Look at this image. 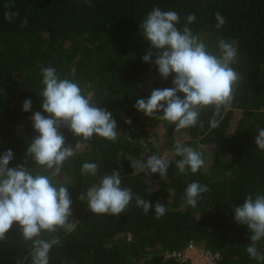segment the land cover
I'll return each instance as SVG.
<instances>
[{
    "label": "trees",
    "instance_id": "obj_1",
    "mask_svg": "<svg viewBox=\"0 0 264 264\" xmlns=\"http://www.w3.org/2000/svg\"><path fill=\"white\" fill-rule=\"evenodd\" d=\"M154 7L176 11L181 29L186 17L195 14L188 27L213 54L219 55V40L236 42L230 66L240 79L233 99L219 108H200L197 125L180 131L134 108L153 89L173 86L172 76L163 80L155 64L142 59L150 45L139 24ZM8 11L17 14L11 22L5 19ZM217 12L225 19L220 28ZM45 67L78 83L94 106L113 114L118 127L115 140L95 134L84 140L61 129L66 144L84 146L51 177L54 185L69 190L73 227L42 231L37 237L57 241L49 264H189L166 254L190 243L218 255L217 264H262L246 252L251 233L235 222L232 210L249 195H264V150L254 143L264 129V0H91V6L87 0H0V154L10 148L14 159L9 167L24 163L33 175L51 176L54 168L26 156L37 135L31 117L42 112ZM26 99L32 101L27 113L22 110ZM126 118L131 125L124 123ZM176 143L198 151L203 167L181 172ZM152 155L169 162L166 175L148 177L149 170L134 166ZM84 163L97 164V174L83 173ZM113 170L121 172V186L131 188L133 199L119 217L94 214L87 192ZM193 182L209 189L195 207L185 202ZM136 197L162 203L165 214L157 216L154 209L145 213ZM33 246L34 240H26L14 224L0 239V264H33ZM257 249L264 255V239Z\"/></svg>",
    "mask_w": 264,
    "mask_h": 264
},
{
    "label": "clouds",
    "instance_id": "obj_2",
    "mask_svg": "<svg viewBox=\"0 0 264 264\" xmlns=\"http://www.w3.org/2000/svg\"><path fill=\"white\" fill-rule=\"evenodd\" d=\"M87 2L91 6V0ZM14 15L17 14L8 11L5 19L11 22ZM195 19V14H189L181 29L178 28L180 16L176 11L154 7L139 24L143 39L150 45L142 58L143 62L154 63L163 80L172 76L173 86L153 89L147 99L138 98L134 108L145 116L174 124L175 131L196 126L202 107L228 105L233 99V88L240 79L230 66L237 56L236 42L219 40V55L213 54L188 27ZM215 19L217 28L225 23L219 12ZM41 74L44 86L41 93L42 112L37 111L31 117L37 135L28 145L26 156L31 155L37 164L48 169L54 168V171L51 176L33 175L24 163L9 167L14 159L10 148L0 154V239L5 238L14 224L18 225L26 240H34L33 264H49V252L57 243L56 240L49 242L38 239L42 231L55 232L58 227H73L69 223L73 203L69 190L54 185L51 177L59 174L63 162L84 145L77 143L73 147L66 144L61 129L84 140L94 134L106 140H115L118 135L113 114L106 108L94 106L82 94L78 83L67 78L61 79L53 67L42 68ZM31 109L32 101L26 99L22 110L27 113ZM124 123L131 125V118H126ZM254 143L257 148L264 150V129L259 130ZM175 155L182 158L176 163L181 172L188 168L196 173L204 165L201 154L182 143H176ZM134 166L164 176L169 162L152 155L146 161H134ZM97 170L95 163L82 165L83 173L95 176ZM121 185L120 171L113 170L104 175L99 185L87 192L88 209L94 214L119 217L133 199L131 188ZM207 191L208 187L198 182L189 184L185 193L186 204L195 207L201 194ZM79 199H83V195ZM136 204L145 213L154 209L157 216H162L166 212L160 202L153 205L136 197ZM232 212L235 222L246 226L251 233V243L246 246V252L250 258L264 264V255L257 249V242L264 239V195L258 194L255 198L249 195Z\"/></svg>",
    "mask_w": 264,
    "mask_h": 264
},
{
    "label": "built area",
    "instance_id": "obj_3",
    "mask_svg": "<svg viewBox=\"0 0 264 264\" xmlns=\"http://www.w3.org/2000/svg\"><path fill=\"white\" fill-rule=\"evenodd\" d=\"M166 257H172L178 262L189 264H195L196 262L199 264H217L219 259L218 255H208L204 249L193 243H190L185 249L181 251H175L166 254Z\"/></svg>",
    "mask_w": 264,
    "mask_h": 264
},
{
    "label": "rangeland",
    "instance_id": "obj_4",
    "mask_svg": "<svg viewBox=\"0 0 264 264\" xmlns=\"http://www.w3.org/2000/svg\"><path fill=\"white\" fill-rule=\"evenodd\" d=\"M146 174H147L148 177H150L153 173H151L150 171H148ZM62 181H64V178H62ZM195 264H199V263L196 262Z\"/></svg>",
    "mask_w": 264,
    "mask_h": 264
}]
</instances>
